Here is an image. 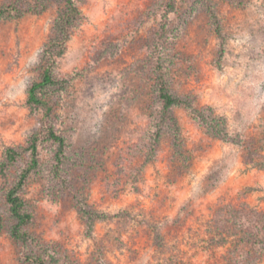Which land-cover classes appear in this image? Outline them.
<instances>
[{
  "label": "rangeland",
  "instance_id": "rangeland-1",
  "mask_svg": "<svg viewBox=\"0 0 264 264\" xmlns=\"http://www.w3.org/2000/svg\"><path fill=\"white\" fill-rule=\"evenodd\" d=\"M74 2L79 16L52 70L67 84L41 94L65 140L62 164L55 169V142L40 139L38 168L20 193L31 215L25 241L12 236L5 193L28 153L0 174V264H23L24 254L45 264H264V244L242 241L238 226L255 211L264 220V0ZM10 5L22 13L0 18V163L46 119L28 88L65 8L0 0ZM155 48L170 92L221 136L180 105L171 109L177 131L167 121L153 142Z\"/></svg>",
  "mask_w": 264,
  "mask_h": 264
},
{
  "label": "trees",
  "instance_id": "trees-1",
  "mask_svg": "<svg viewBox=\"0 0 264 264\" xmlns=\"http://www.w3.org/2000/svg\"><path fill=\"white\" fill-rule=\"evenodd\" d=\"M36 3H42L44 0H34ZM65 8L59 11L53 23V35L47 41L43 47L42 60L44 63L43 70L41 72L40 79L34 81L28 88V103L32 105H40L44 109V119L41 122L40 131L35 133L29 144L23 148L6 147L4 151L3 161L0 163V174L5 175L6 170L15 162L16 158L20 156L22 151H26L29 155V162L26 167L21 171L15 184L9 188L5 193V201L9 206V211L15 222L12 227V236L20 240H28L29 234L23 230L24 226L27 225L31 220V215L24 210V201L20 195L27 179L29 176L38 168V141L49 140L56 144L54 152L55 158V169L57 170L61 164L65 151V140L63 136L55 131L53 126L47 121L51 112L49 103L41 97V94L49 91L63 90L67 84L64 79L55 78L52 75V70L55 65L56 59L61 57L65 50V44L69 39L70 32L74 23L78 19L79 9L76 6L74 0H63ZM21 10L13 5L0 8V18L19 16ZM210 15L218 28L217 18L213 11H210ZM164 28V27H163ZM152 66L154 71V90L156 97L160 103V117L154 131V143H157L161 132L163 130V123L169 121L177 131L174 117L171 115V109L175 106H185L192 111V113L199 119L200 122L206 125L216 135H222L223 131L217 128L213 123L212 118H208L202 111L193 107L189 100L183 97L177 96L170 92L168 82L165 77V67L162 58V54L158 48L152 51ZM166 121V122H165ZM227 212V210L225 211ZM88 219L92 220L95 214L90 211H84ZM219 215V214H218ZM256 219L248 220L245 218L239 222L242 230V241L249 242L252 245H263L264 244V220L262 219V213L255 211L252 215ZM219 216L214 214V223H226V213L220 214ZM253 219V218H252ZM1 216H0V229H1ZM246 224L250 225L248 231L244 230ZM247 225V226H248ZM224 226V225H223ZM260 232L262 234H260ZM23 264H45L41 257L24 254Z\"/></svg>",
  "mask_w": 264,
  "mask_h": 264
}]
</instances>
